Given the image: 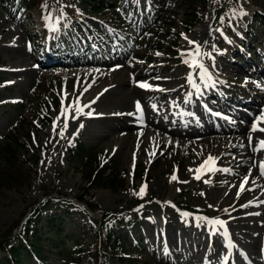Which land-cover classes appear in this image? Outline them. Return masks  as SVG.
I'll return each instance as SVG.
<instances>
[{"label":"rangeland","instance_id":"obj_1","mask_svg":"<svg viewBox=\"0 0 264 264\" xmlns=\"http://www.w3.org/2000/svg\"><path fill=\"white\" fill-rule=\"evenodd\" d=\"M11 2H0V136L4 134L0 143L13 133L19 137L14 162L29 177L17 187H0V232L11 229L13 235L20 229L28 240L37 239L44 255L39 261L31 254L22 264H66L63 259L68 260L70 253L77 257L76 264H92L98 231L83 202L96 205L97 214L104 209L124 210L129 219V224L113 226L124 235L127 257H106L102 264H264V176L259 169L264 150H253L264 140V132H250L264 110V97L257 96L255 101L251 96L256 109L242 106L249 111L244 117L229 114L216 102L198 101L186 80L188 73L192 72L200 89L205 87L198 69H190L183 63L187 56L181 55L194 47L183 33L201 46L202 53L211 54L202 62L213 80L220 82L216 86L220 91L225 89L224 79L231 77L230 88L255 80L264 95V75L260 80L240 73L238 79V66L226 57L228 51L246 43V25L253 12H264V0H201L196 7L198 19L190 25L184 23L187 0H121L98 11L88 10L81 0H46L47 9L41 7L45 0L16 9L9 8ZM62 6L65 17L60 20ZM233 10L246 14L233 15ZM48 13L56 31L46 26L43 17ZM78 20L85 27L77 26L71 34L66 30L68 23ZM256 26L251 22L248 27L260 31L264 44V32ZM40 31L39 42L34 37ZM59 34L66 44L78 42L88 48L82 47L79 54L65 51L77 56L75 62L43 66L45 50ZM150 67L171 79L152 81L146 75ZM140 83L151 88H141ZM163 85L169 90L165 95L155 90L164 89ZM62 97H66L65 107L77 97L81 106L90 105L75 119L74 109L69 110L66 129ZM46 101L52 120L46 122L40 115L32 119L33 103ZM137 101L143 110L142 122L137 119ZM205 110L227 118L222 120L225 130L207 132ZM90 111L92 116L87 115ZM80 147L110 156L104 174L111 171L121 180L113 187L88 188L77 152ZM209 156L216 158L217 171H204L201 179H195L194 170ZM4 165L1 160L0 166ZM225 168L230 172L220 171ZM173 175L177 180H171ZM245 176L248 183L240 191ZM141 185L147 186L142 198L133 194ZM77 196L83 197L81 202ZM52 197L60 200L46 202L37 218L32 215L30 220L32 206ZM54 214L58 232L48 224ZM199 217L226 221L228 235ZM137 236L142 237L141 251L132 243Z\"/></svg>","mask_w":264,"mask_h":264},{"label":"trees","instance_id":"obj_2","mask_svg":"<svg viewBox=\"0 0 264 264\" xmlns=\"http://www.w3.org/2000/svg\"><path fill=\"white\" fill-rule=\"evenodd\" d=\"M35 2L36 0H15L14 6H18L25 3ZM84 5L91 11H98V8L104 6H109V2L113 0H81ZM201 0H187V6L189 9L188 17L184 19L186 25L193 24L197 19L196 7ZM264 8V4L261 5ZM252 15L255 19L264 20V17L257 12H253ZM70 27L74 29V24H70ZM49 102L46 101L45 104L33 103V109L30 111V117L34 119V115H40L44 121H50L51 115L48 110ZM37 114V115H36ZM22 120V119H21ZM23 122V121H22ZM10 134L5 136L6 142L0 144V161L4 160L5 165L0 166V187H17L24 179L29 177V173L16 165L14 162L16 156V148L19 146V137L17 135ZM78 153H80V158L82 159V164L84 166V174L87 178V187L94 186H108L113 187L117 184L118 179L113 172H107L104 174L110 165V158L105 156L100 151H87L82 147L78 148ZM86 188V190L88 189ZM82 196H77V201L82 200ZM50 200H60L57 198H51L42 203L35 204L32 206L30 215H37L40 211L47 205L46 202ZM34 204V203H33ZM86 205L92 209L97 210V206L86 202ZM119 212L114 209H104L100 216L93 217L95 221L98 240L96 245V252L92 254L93 264H99V259L104 255H116L121 254L122 245L120 244L119 237H116L109 230V223L114 220H118ZM56 216L52 215L48 224L53 228V232H58L55 227ZM17 222H19L17 220ZM17 224V223H16ZM15 224V225H16ZM17 238V244H11L13 238ZM52 244H56L54 241H50ZM40 244L37 239H23L20 232L12 235L11 229H6L0 232V250L3 254L0 256V264H22L25 258H28L29 254L35 252L38 258L43 257L42 249L39 248ZM99 255V256H98ZM28 264V263H26Z\"/></svg>","mask_w":264,"mask_h":264},{"label":"snow or ice","instance_id":"obj_3","mask_svg":"<svg viewBox=\"0 0 264 264\" xmlns=\"http://www.w3.org/2000/svg\"><path fill=\"white\" fill-rule=\"evenodd\" d=\"M214 2H216V0H214ZM41 7L43 9H47L48 5H47L46 0H45V3L41 5ZM245 14L246 13H244L242 10L239 12H236L235 10H233V15H245ZM64 17H65V14L63 12V6H62L59 19L63 20ZM43 19L46 21V26L49 28L50 31H56L57 30L55 24L51 23V20H52V14L51 13H48V15L44 16ZM224 19L225 18L223 16L220 17L221 23H223ZM65 26H67V25H65ZM216 31H221V30L217 29ZM181 35L187 40V43L189 45L194 46L193 49L191 51L187 52L186 54L183 52L181 53L182 56H185V55L187 56V58L183 60V63H185L190 69H193V70L198 69L199 79L205 88L210 87V86H214L216 81L213 80L211 72L202 62L204 56L211 57V54L210 53H202L201 52V46L196 41H193V40L189 39L188 37L184 36L183 33H181ZM221 35H223L222 31H221ZM213 51H217V49L215 48V45H213ZM157 55L159 56V55H161V53H157ZM186 80L190 85H192V87L195 89L196 93L199 94L200 93V86L195 83V81L193 79V74L191 71L188 73ZM138 86L141 88H144V89H150L151 88V86L147 83H140ZM87 90H88L87 88L84 89V91H87ZM155 90L165 91L164 89H155ZM191 96H192V93L191 92L188 93V95L185 97L184 102L188 103L190 101ZM65 98L66 97H62V99H61V106H62L61 115H63L65 117L64 129L67 128V118H68L67 113L69 112V110L74 109L75 116H73V119H75L79 115L83 114V109L85 107L90 106V105L81 106L80 101H79V97H77L72 103L68 104L67 107H65L64 106V99ZM94 102L95 101H93V103ZM173 105L176 106L175 102H173ZM135 107H136V113L139 114L137 116V119L142 122L143 121V110L141 108L139 101L136 102ZM152 107H153V110L156 109L155 104H153ZM184 114L191 115V113H182V115H184ZM87 115L92 116V112L91 111L88 112ZM117 115H119V114H117ZM129 115H132V113H129ZM214 115L219 116L220 114L214 113ZM59 118L60 117H57V119H59ZM262 123H264V110H261L260 114L258 116H256L255 120L253 121V123L251 125L250 132H257V131L264 132V127H259V125ZM82 127H83V125L81 124V128ZM53 131H55V123L53 125ZM63 131L64 130H61V132H60L61 136H63ZM248 140H249V146H251L252 145V136L251 135H249ZM253 150L254 151L264 150V140L259 141V143L253 148ZM113 151H115V150H113ZM215 159L216 158L209 156L203 162V164H201L197 169L194 170L196 173L194 178L197 180L201 179V175L204 171H208V172L217 171V169L214 167ZM259 169H260V175L264 176V161L260 162ZM190 171H192V170H190ZM220 171L230 172V169L225 168V169H220ZM171 180L175 181V180H177V177L175 175H173L171 177ZM205 182H207V181H205ZM247 183H248V176H245L243 179V182L240 184V191L245 190V184H247ZM253 183H255V181H253ZM146 189H147L146 185H141L139 192H134L133 194L142 198L146 194ZM240 191L237 192V197H239ZM249 203L251 204V202H249ZM247 206L248 205H244L243 207H247ZM173 207H174V205H173ZM225 211H227V209H225ZM184 215L187 216L188 214L185 213ZM198 219L207 221V223L212 225L214 228L216 226H218L219 228L224 229V235L225 236L228 235L227 229H226V221H223L219 218L208 219L206 217H199Z\"/></svg>","mask_w":264,"mask_h":264},{"label":"bare ground","instance_id":"obj_4","mask_svg":"<svg viewBox=\"0 0 264 264\" xmlns=\"http://www.w3.org/2000/svg\"><path fill=\"white\" fill-rule=\"evenodd\" d=\"M148 77H150V79L152 80V81H163V82H166V80H170L171 78L170 77H163V76H161L159 73H158V69H153V68H149V70H148V72H147V74H146ZM145 76V75H144ZM166 86H164L163 85V88H164V90L165 91H161L164 95L165 94H167L168 93V89L167 88H165ZM139 97L141 96V97H144V98H146V95H142V94H140L139 93V95H138ZM212 128H210V129H207L206 128V131L207 132H210V130H211ZM206 131H201V132H199V133H197L198 135H200V134H203V133H205Z\"/></svg>","mask_w":264,"mask_h":264}]
</instances>
